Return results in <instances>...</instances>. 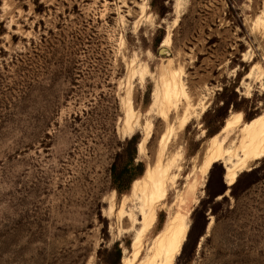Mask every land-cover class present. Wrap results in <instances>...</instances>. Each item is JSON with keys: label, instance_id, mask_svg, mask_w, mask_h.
Listing matches in <instances>:
<instances>
[{"label": "rangeland", "instance_id": "1", "mask_svg": "<svg viewBox=\"0 0 264 264\" xmlns=\"http://www.w3.org/2000/svg\"><path fill=\"white\" fill-rule=\"evenodd\" d=\"M172 73L206 107L165 135L183 170L145 249L179 212L174 264H264V157L231 185L221 162L192 172L213 137L236 145L242 126L222 134L227 120L264 114V0H0V264H121L131 253L141 216L111 166L127 163L132 135L134 163L153 164Z\"/></svg>", "mask_w": 264, "mask_h": 264}, {"label": "bare ground", "instance_id": "2", "mask_svg": "<svg viewBox=\"0 0 264 264\" xmlns=\"http://www.w3.org/2000/svg\"><path fill=\"white\" fill-rule=\"evenodd\" d=\"M168 43L169 38L166 37L162 43V47H167ZM181 97L184 99V104L179 109L178 101ZM198 106H200L199 113L197 112L196 104L193 103L191 97L188 96L183 90L182 85L179 84L178 74L172 73L167 80L162 103L158 110H156L159 118L166 122L167 130L160 136L157 156L153 164H147L144 175L131 184L130 201L139 212L141 222L139 223V229L132 237L131 253H129L130 251L126 253L121 264H130L139 256L138 264H174V260L181 250L187 233V222L186 217L179 212H175L168 217L162 230L151 239V243L146 249L145 237L147 231L155 221L158 206L166 198L169 189L175 187L183 170L179 163L180 155L176 153L169 155L167 153L165 135H169L173 130H182L189 121L198 117L206 107L203 103ZM174 111H181L175 129L172 123L169 122V114ZM241 121L242 117L240 114L234 115V119L227 120L220 132L223 134L229 129L234 130L237 126H242L238 130L239 134L236 145L233 146L235 144L233 141L229 146H223L217 142L218 135L213 137L202 149L203 158H201L199 165L192 172L196 171L203 175L212 164L221 162L225 166L226 183L227 185H231L241 171L248 169L255 160L264 157V114L247 123ZM137 126L136 119L130 130ZM145 128L146 138H148L150 135L149 124ZM139 150H143V144L139 145ZM196 159L197 157L194 159V163ZM131 219L134 220L133 217Z\"/></svg>", "mask_w": 264, "mask_h": 264}, {"label": "trees", "instance_id": "3", "mask_svg": "<svg viewBox=\"0 0 264 264\" xmlns=\"http://www.w3.org/2000/svg\"><path fill=\"white\" fill-rule=\"evenodd\" d=\"M136 143L137 135H132L125 140L126 147L129 148L127 163L122 167L117 166L115 163L111 166V184L118 194H122L129 189L130 184H132L137 178L141 177L144 173L143 162L139 161L134 163ZM122 153H125V150L122 151Z\"/></svg>", "mask_w": 264, "mask_h": 264}, {"label": "water", "instance_id": "4", "mask_svg": "<svg viewBox=\"0 0 264 264\" xmlns=\"http://www.w3.org/2000/svg\"><path fill=\"white\" fill-rule=\"evenodd\" d=\"M159 53L163 54V53H167V49L164 47H160L159 49Z\"/></svg>", "mask_w": 264, "mask_h": 264}]
</instances>
